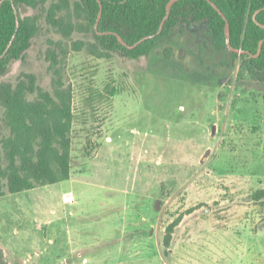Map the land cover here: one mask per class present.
I'll use <instances>...</instances> for the list:
<instances>
[{
    "label": "rangeland",
    "instance_id": "374dc122",
    "mask_svg": "<svg viewBox=\"0 0 264 264\" xmlns=\"http://www.w3.org/2000/svg\"><path fill=\"white\" fill-rule=\"evenodd\" d=\"M20 14L37 27L0 76V167L10 86L29 102L70 103L71 172L4 189L0 264H264V83L241 58L203 25L139 58L98 49L80 0Z\"/></svg>",
    "mask_w": 264,
    "mask_h": 264
},
{
    "label": "trees",
    "instance_id": "16d2710c",
    "mask_svg": "<svg viewBox=\"0 0 264 264\" xmlns=\"http://www.w3.org/2000/svg\"><path fill=\"white\" fill-rule=\"evenodd\" d=\"M40 0H0V76L10 63L30 47L36 34L33 17H22L20 6L35 7ZM87 19L95 26L100 10L98 0H80ZM103 6L94 46L116 51L131 58L148 55L167 36L180 28L203 25L209 43L217 50H227L232 59L241 58L255 80L264 83V0H179L175 2L162 30L171 0H100ZM217 5L221 13L212 5ZM16 9L19 11V27ZM227 30L230 48L227 43ZM153 37L130 48L145 36ZM263 42L261 50L260 43ZM2 96L7 116L13 118V133L4 142L8 163L0 167V197L5 188L17 193L37 186L69 179L71 172L70 129L73 114L70 103L53 100L44 93L45 102H29L23 91L9 86ZM9 113V114H8ZM177 222L169 225L165 245L169 246Z\"/></svg>",
    "mask_w": 264,
    "mask_h": 264
},
{
    "label": "water",
    "instance_id": "95a60500",
    "mask_svg": "<svg viewBox=\"0 0 264 264\" xmlns=\"http://www.w3.org/2000/svg\"><path fill=\"white\" fill-rule=\"evenodd\" d=\"M98 1H99V3H100V10H99V13H98V16H97V20H96V24H95V30H96L99 34L114 33V34H116V35L118 36V38H119V40L121 41L122 44L127 45V43L124 41V39L122 38V36L119 35V34H117L116 32H112V31L99 32V31H98L99 22H100V19H101V16H102V12H103V6H102V3H101L100 0H98ZM177 1H179V0H171V1L168 3V6H167V15H166V17L164 18V20H163V22H162V25H161V27H160L158 33L161 32L162 27H163L165 21L167 20L169 14H170V10H171L172 5H173L175 2H177ZM212 5H213L215 8H217V10L221 13L220 9L217 7V5H216L215 3L212 2ZM15 12H16V15H17V22H18V27H19V23H20V22H19V11L16 9ZM151 37H153V36H152V35H150V36H145V37H143L142 39H140L139 41H137L134 45H128V46H129L130 48H133V47L139 45L140 43H142L143 41H145V40H147V39H149V38H151ZM227 43H228V45L230 46V36H229V31H228V30H227ZM262 44H263V42L260 43L259 51L261 50ZM230 48H231L232 50H234V51H238V52H240V53L243 52L242 50H236V49H233L231 46H230ZM212 132H213V133L215 132V125H214L213 128H212Z\"/></svg>",
    "mask_w": 264,
    "mask_h": 264
},
{
    "label": "crops",
    "instance_id": "0c3cea01",
    "mask_svg": "<svg viewBox=\"0 0 264 264\" xmlns=\"http://www.w3.org/2000/svg\"><path fill=\"white\" fill-rule=\"evenodd\" d=\"M63 244L61 245V253L63 252V248H65L66 247V249H65V251L62 253V255H61V257H68L67 255H68V253H67V249H68V244H69V242L68 241H66L65 243L64 242H62ZM125 244V243H124ZM124 248H126L125 247V245H124ZM76 249H78V248H76ZM72 250V249H71ZM80 253V252H79ZM115 254L113 255V258H115V256H116V252H114ZM81 254V253H80ZM62 259V258H61ZM65 259V262H69L70 260H69V258H64ZM113 260H115V259H113Z\"/></svg>",
    "mask_w": 264,
    "mask_h": 264
}]
</instances>
